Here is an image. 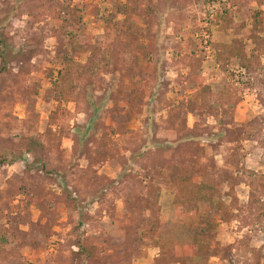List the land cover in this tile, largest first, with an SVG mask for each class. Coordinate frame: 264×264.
<instances>
[{"label": "rangeland", "instance_id": "374dc122", "mask_svg": "<svg viewBox=\"0 0 264 264\" xmlns=\"http://www.w3.org/2000/svg\"><path fill=\"white\" fill-rule=\"evenodd\" d=\"M257 12L263 22L264 0H142L140 13L126 0H0L1 32L15 48L0 59V148L20 156L0 167V264H180L169 257L189 242L193 212L176 224L174 192L162 183L157 226L142 232L140 217L156 174L185 153L211 163L198 179L222 203L203 264H264ZM127 37L139 43L129 61L146 79L117 62L95 79L74 78L63 97L61 72L72 78L93 49ZM233 43L246 66L229 57ZM207 85L221 97L217 115L195 107ZM83 238L104 248L100 262L75 254ZM157 239L173 243L164 251Z\"/></svg>", "mask_w": 264, "mask_h": 264}, {"label": "trees", "instance_id": "16d2710c", "mask_svg": "<svg viewBox=\"0 0 264 264\" xmlns=\"http://www.w3.org/2000/svg\"><path fill=\"white\" fill-rule=\"evenodd\" d=\"M194 1L205 4L207 0ZM126 2L130 12H141L142 0H126ZM259 14L260 13L257 12V15L255 16V29H257V26L260 24L261 27L264 28V21H260ZM129 20H132L131 16ZM1 25L2 21L0 20V59L6 63L10 60V57L14 55L15 48L7 37L2 35ZM132 26L134 27L135 24ZM132 35L133 34H131V36ZM221 46H223V48L226 47L224 45ZM138 47V41L131 39L130 37L108 39L102 47L93 49L89 53L87 60L73 72L72 78L67 72H61L59 78L62 80V90H64V93L62 94L63 97L66 100L68 99L70 88L74 83V78L81 79L87 77L95 79L102 71L109 70L112 65L117 62L124 64L125 67L129 69L130 77L133 79H146L147 73L144 69L136 63L129 61L130 55L134 56ZM194 50H196V47H194ZM227 52L231 60L239 58L240 62L246 66L247 59L243 47L233 43L227 47ZM192 55L194 59H191L190 61L189 81L193 84H197L201 78L197 76V73L200 70V61L198 62L195 59V52ZM221 56V53H219L218 58L221 59ZM1 72L2 69H0V73ZM90 84H93V80L90 81ZM89 92L91 93L92 91L90 90ZM195 96L194 102L196 108L204 112L208 111L213 115L218 114V104L221 101V97L212 93L210 85L200 88ZM88 97L90 104L93 105L95 111H97V108H99L100 105L95 106L96 103L91 99V95H88ZM139 100L140 99H137L136 102L139 103ZM231 115H233V111H231ZM83 129L80 128L79 131L80 138L82 139L87 135ZM19 158L20 156L16 154L15 150H9L7 147L0 148V167L7 163H13ZM181 159L174 161L171 165L164 166L154 177L155 180L151 183L146 193L140 223L144 227L142 232H145L148 227L151 228L157 226L160 213L162 183H164L166 187L174 192L172 204L175 212L176 224L181 225L184 223V216L188 210L190 212L192 211L193 214L191 213V216L198 220V223L192 222L190 225L191 229L190 234L188 235L189 242L184 243V246H182L180 250L173 249L169 259L173 258L180 264H203V262H207L208 258L213 253L211 231L217 226V220L213 215V209H215V212H218L222 207V203L219 200V203L214 205L212 203L213 189L208 186L207 183L205 184L198 179L200 176H205L209 173L211 163L200 157H189L188 153H185V157ZM208 203L210 204L208 205ZM201 206L207 207L206 213L199 212ZM155 242L162 244V249L164 251L167 250L169 246L171 247L173 243V241L169 239H157ZM76 244L78 250L75 254H77L78 257H82L90 263L100 262L101 254L104 251L103 247L90 243L87 238H83L82 240L79 239ZM166 258L168 257H165L164 261L160 264H169L170 260H167Z\"/></svg>", "mask_w": 264, "mask_h": 264}]
</instances>
